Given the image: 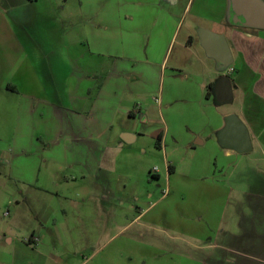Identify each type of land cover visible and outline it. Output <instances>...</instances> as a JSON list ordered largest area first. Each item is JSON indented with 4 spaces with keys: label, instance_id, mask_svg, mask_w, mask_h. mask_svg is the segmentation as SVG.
Wrapping results in <instances>:
<instances>
[{
    "label": "rangeland",
    "instance_id": "rangeland-1",
    "mask_svg": "<svg viewBox=\"0 0 264 264\" xmlns=\"http://www.w3.org/2000/svg\"><path fill=\"white\" fill-rule=\"evenodd\" d=\"M198 4L199 0H0L1 38L31 39L35 45L27 50L29 57L33 48L45 56L50 48L61 47L63 40L84 39L79 15L76 20L70 12L84 9L88 20L96 18L103 25L104 40L120 44L119 52L147 54L153 60L165 57L164 74H151L148 98L154 104L160 86L164 100H170L167 107L162 105L166 120L138 121L139 136L126 147L134 154L121 155L115 172L86 177L107 197L99 202L102 205L88 197L84 203L52 199L38 190L33 185V159L15 156L9 166L0 163L4 183L0 186V240L15 257L10 264H54L45 256L47 252L67 264H264V152L254 148L237 153L220 145L219 128L224 120L219 111L237 110L240 98L235 91L231 103L214 99L209 87L214 63L200 45L197 28L214 31L220 27L205 16L209 9L196 12ZM12 7H18L17 11L12 13ZM3 16L13 22L14 33L6 28ZM188 28L195 29L191 32L193 45L185 48ZM34 63L45 88H52L46 71L38 61ZM174 65L180 73L171 70ZM231 65L238 66L236 58ZM23 66L15 54L9 59L0 57V148L9 151L11 145L9 157L17 153L15 144L26 141L16 127L26 100L16 88L14 92L6 89L7 83L23 88ZM57 79V87L62 88L64 78ZM58 101H63V93ZM118 126L114 124L113 133H118ZM159 135L161 149L156 145ZM166 160L174 169L170 173ZM49 171L41 173L38 183H48ZM81 178L77 176V180ZM53 183L47 184L48 189L55 188ZM25 196L49 203L55 209L53 218L68 225L70 236L60 238L53 231L52 218L38 231L37 251L23 254L15 238L8 245L3 235L9 228L24 235L26 221L35 222L34 206L23 200ZM60 207L67 208V214ZM15 217L19 229L11 222ZM35 224L37 232L40 224ZM1 256L10 257L8 253Z\"/></svg>",
    "mask_w": 264,
    "mask_h": 264
},
{
    "label": "crops",
    "instance_id": "crops-1",
    "mask_svg": "<svg viewBox=\"0 0 264 264\" xmlns=\"http://www.w3.org/2000/svg\"><path fill=\"white\" fill-rule=\"evenodd\" d=\"M17 9L18 7H12V13ZM206 9H209L210 14ZM201 11H205V16L220 29L212 31L200 27L197 31L209 30L224 35L233 57L229 64L234 69L230 75L233 101L236 91L240 102L237 110L219 111L220 118L225 120L230 114H236L249 131L251 140L249 151L256 148L264 152V30L233 26L229 21L228 0H199L196 12ZM70 12L77 17L76 20H79V15L81 20L78 22L81 26L79 31L84 33L85 38L63 40L61 47L53 50L50 48L48 55L43 56L33 48L29 57L27 50H30L29 47L35 45V42L27 38L26 32L22 29L20 31L25 36L23 40L17 38V35L16 38L10 37L9 40H4L0 36V57L6 56L9 59L15 54L22 59L24 65L21 72V77L24 79L21 82L23 88L19 90L13 83H7L6 89L14 92L12 88H16L21 98L26 100L16 120L17 131L21 134L19 137H25L26 141L20 145L15 144L17 153L12 157H9L12 153L11 145L9 151L0 148V163L9 166L15 156L33 159L36 181L32 184L36 185L38 190L45 191L52 199L80 200L84 203L88 197L102 205L99 202H104L107 197L101 195L95 185L89 184L86 177L95 176L102 171L115 172L121 155L134 154L133 150L126 147L139 136L137 129L139 120L143 122L166 120L162 105L167 107L170 100H164L162 88L159 86L156 89L159 97L154 98V104H151L148 98L152 94L148 86L151 74L153 71L161 76L164 74L165 57L153 60L147 54L121 53L117 50L120 44H116V41L109 43L102 38L100 31L103 25L96 18L92 17L91 22L88 20L90 17L81 8ZM3 17L6 28L10 33H14L13 22L8 23L6 17ZM192 31L194 32L195 29H187L189 43L184 45L185 48L193 45ZM199 42L207 57L214 63V80L209 83L210 89H213L214 82L224 75L225 68H220L216 60L207 54L200 36ZM169 43L170 39L167 45ZM52 45L53 42L50 46ZM25 46H28V49H25ZM235 58L238 66L231 65ZM35 61H38L40 69L48 74L46 81L52 85V88L49 89V86L48 89L45 88L36 71ZM60 62L63 64V69L60 68ZM171 70H179V73L181 71L175 65ZM58 77L64 78L62 88L56 85V81L59 82ZM59 93H63L62 102L58 101ZM114 124L120 125L117 134L113 133ZM224 125L225 122L219 130ZM161 143L160 139V149ZM232 150H227L226 153ZM166 164L167 173L172 172L173 166L167 160ZM46 169L50 170L48 183L45 181L38 183L43 178L41 173H45ZM77 176L82 177L81 180H77ZM53 180L52 186L55 188L48 189L47 184H51ZM3 185L0 180V186L4 187ZM23 200L34 206L31 210L34 212L35 222L27 220L24 224L28 235L25 232L23 235L15 228L14 230L9 228V233H4L3 236L8 245L15 238L21 243L20 249L23 254H29L37 251V243L41 240L38 231L53 218L55 209L45 200H35L28 196ZM60 211L65 215L69 210L60 207ZM140 214L135 215L132 221ZM53 220V231H57L60 238L69 237L71 233L68 225L64 222L58 223L57 219L53 218ZM36 221L40 224L37 232ZM11 222L13 226L21 228L16 217ZM1 240L0 252L8 253L10 257L2 258L0 254V264L13 263L15 257L12 256L10 249H5ZM45 256L54 264H67L65 259L55 253L47 252ZM46 263L44 261L42 264ZM23 264H33V262Z\"/></svg>",
    "mask_w": 264,
    "mask_h": 264
},
{
    "label": "water",
    "instance_id": "water-1",
    "mask_svg": "<svg viewBox=\"0 0 264 264\" xmlns=\"http://www.w3.org/2000/svg\"><path fill=\"white\" fill-rule=\"evenodd\" d=\"M232 23L245 27L264 30V0H228ZM201 41L208 55L213 57L219 67L224 69L232 62V53L224 35L209 30L200 32ZM214 99L218 103L233 101V85L228 75H222L213 84ZM224 127L219 130L221 146L244 153L251 149L249 131L244 122L230 114L224 120Z\"/></svg>",
    "mask_w": 264,
    "mask_h": 264
},
{
    "label": "built area",
    "instance_id": "built-area-1",
    "mask_svg": "<svg viewBox=\"0 0 264 264\" xmlns=\"http://www.w3.org/2000/svg\"><path fill=\"white\" fill-rule=\"evenodd\" d=\"M225 75H230L233 73V67L227 66L224 71Z\"/></svg>",
    "mask_w": 264,
    "mask_h": 264
},
{
    "label": "trees",
    "instance_id": "trees-1",
    "mask_svg": "<svg viewBox=\"0 0 264 264\" xmlns=\"http://www.w3.org/2000/svg\"><path fill=\"white\" fill-rule=\"evenodd\" d=\"M241 27H244V26H241ZM247 28H249V27H247ZM13 90H15V88H12ZM160 139H161V136L159 135V136H157V140H156V145L159 147V141H160ZM150 174H152L151 173V171L149 172ZM153 175V174H152Z\"/></svg>",
    "mask_w": 264,
    "mask_h": 264
},
{
    "label": "flooded vegetation",
    "instance_id": "flooded-vegetation-1",
    "mask_svg": "<svg viewBox=\"0 0 264 264\" xmlns=\"http://www.w3.org/2000/svg\"><path fill=\"white\" fill-rule=\"evenodd\" d=\"M231 16L229 17V21H230V23L232 24V25H238V26H243V25H241V24H239V23H232V20H231ZM245 27V26H244Z\"/></svg>",
    "mask_w": 264,
    "mask_h": 264
}]
</instances>
